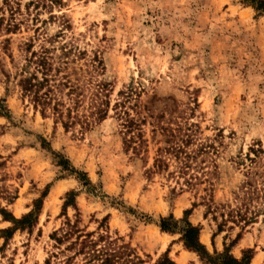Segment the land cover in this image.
Instances as JSON below:
<instances>
[{
  "label": "rangeland",
  "instance_id": "rangeland-1",
  "mask_svg": "<svg viewBox=\"0 0 264 264\" xmlns=\"http://www.w3.org/2000/svg\"><path fill=\"white\" fill-rule=\"evenodd\" d=\"M258 1L0 0V99L9 110L0 115V206L16 219L35 215L17 229L0 215V264H84L68 241L51 238L68 221L125 245L133 264L165 254L207 264L159 229L170 216L198 226L211 255L250 251V264H264ZM28 43L72 52L85 90L80 122L66 128L23 95Z\"/></svg>",
  "mask_w": 264,
  "mask_h": 264
},
{
  "label": "trees",
  "instance_id": "trees-1",
  "mask_svg": "<svg viewBox=\"0 0 264 264\" xmlns=\"http://www.w3.org/2000/svg\"><path fill=\"white\" fill-rule=\"evenodd\" d=\"M52 2L54 0H51ZM258 2L261 5L259 7L264 10V2ZM10 29L11 26L7 30ZM33 48V44H25V63L20 69L18 86L23 95L28 97L35 107H40L43 112L51 111L58 119H66L63 124L69 128L81 120L78 109L83 102L82 97L85 92L81 75H77L75 69L70 67V64H74L69 58L72 52L65 50L63 46L60 47L59 54L55 53V49L45 45L40 46L39 50ZM98 89L100 91L95 94L96 97L105 89V85L100 84ZM8 112L5 99H0V115L7 116ZM94 115L98 120L103 119L106 116V111L98 108ZM66 164H68L67 161H59V165L66 167ZM8 194L9 196L6 195L5 199L8 203H12L15 198L10 193ZM40 203L38 201L35 204V209H39ZM67 205L65 203V206ZM0 215L3 220L11 222L14 229L29 228L35 221L34 213L16 219L6 208L1 206ZM157 226L162 232L179 234V240L185 249L197 254L200 260L207 264H250L251 262L250 251L244 252L240 259L233 257L229 249H226L222 254L211 255L200 242V228L194 226L186 218L181 222L174 220L172 216L160 218ZM67 227L68 229L63 233L62 230L61 232L59 230V233H53L51 238L58 245L68 241L67 249L76 250L73 257L82 255L84 264H133L128 259L131 254L127 247L118 245L111 236L103 234L96 236V232L81 230L70 221H68ZM155 264H175V262L169 258L168 254H165Z\"/></svg>",
  "mask_w": 264,
  "mask_h": 264
},
{
  "label": "bare ground",
  "instance_id": "bare-ground-1",
  "mask_svg": "<svg viewBox=\"0 0 264 264\" xmlns=\"http://www.w3.org/2000/svg\"><path fill=\"white\" fill-rule=\"evenodd\" d=\"M63 189H64V186H63ZM253 264H257V260Z\"/></svg>",
  "mask_w": 264,
  "mask_h": 264
}]
</instances>
